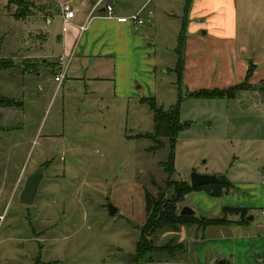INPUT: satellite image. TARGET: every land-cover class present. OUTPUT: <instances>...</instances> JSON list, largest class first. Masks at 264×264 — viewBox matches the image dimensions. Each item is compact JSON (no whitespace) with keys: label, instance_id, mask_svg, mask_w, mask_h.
I'll return each instance as SVG.
<instances>
[{"label":"rangeland","instance_id":"obj_1","mask_svg":"<svg viewBox=\"0 0 264 264\" xmlns=\"http://www.w3.org/2000/svg\"><path fill=\"white\" fill-rule=\"evenodd\" d=\"M24 1L32 3L31 15L44 2ZM89 1L62 3L80 9ZM49 3L58 4V0ZM16 9L9 0H0V68L8 66L0 70V95L14 96L19 102L16 108L0 106V264H132L146 221L145 189L153 198L162 196L163 202L172 197L162 165L170 154L169 142L149 136L154 132V112L148 101L131 99L121 109L110 98L108 84L102 92L86 96L68 78L65 87L56 90L53 80L59 72L55 75L43 68L40 76H31L39 91L23 93L26 79L15 56L25 49V35L32 32L31 38L36 39L40 21L25 19L28 16L18 19ZM61 9L52 8L58 21ZM152 11L157 12L155 19ZM141 17L155 60L152 68H144L145 85L138 92L154 97L165 110L179 106L184 124L177 137L176 172L171 180L190 181L193 172L214 174L233 167L242 177L243 170L247 173L250 168L248 175L257 181L264 166L255 160H234L235 153L244 152L243 141L233 142V138H258L254 130L264 123L261 93L244 91L232 100L190 96L198 84L185 72L179 78L178 42L174 43L172 34L173 28L179 34L184 19L189 22L184 0H150ZM60 30L61 22L56 21L49 36ZM103 73L108 74L107 69ZM47 79L52 82L46 84ZM159 142L162 146L154 148ZM258 151L264 156L263 145ZM42 166L36 196L32 203H25L21 200L25 179ZM185 203L186 196L177 204L178 212ZM254 213L259 219L256 209ZM186 226L157 230L152 239L163 245L174 234L180 241ZM152 255L144 264H189L183 251L173 257Z\"/></svg>","mask_w":264,"mask_h":264},{"label":"crops","instance_id":"obj_2","mask_svg":"<svg viewBox=\"0 0 264 264\" xmlns=\"http://www.w3.org/2000/svg\"><path fill=\"white\" fill-rule=\"evenodd\" d=\"M62 1L52 5L49 0H44L41 6L44 11L40 8L37 13L25 18L40 23L37 24L39 32H35L36 39L31 38L32 32L30 36L25 35L28 39L25 40V49L15 56V62L21 63L20 71L26 79L23 93L31 95L32 91H39L31 76H40L43 68H48L55 75L65 71L61 83L53 80L56 90L64 88L70 78L75 83L74 88L80 86L86 96L102 92L108 84L113 96L110 98L119 103L121 109L131 99L143 98L138 89L145 85L144 68L151 67L155 59H151L150 55L149 30H145L144 23H133L129 18L136 13L141 16L150 0H128L129 4L125 3L127 0L103 4L106 1L103 0L98 10L93 11L89 22L86 20L96 1L83 2L80 9L73 8L75 16L67 21L61 9V30L51 38L49 30L56 21L59 22L52 8L62 7ZM107 5H112L113 17L107 16ZM184 13H188L189 22L186 24L188 33L183 72L198 84L197 89L226 88L248 81L251 87L238 93L250 90L260 92L263 107L264 0H193L187 12L184 0ZM156 16L157 12L152 11L151 17L155 19ZM84 24L86 28L81 30ZM172 34L176 44L180 32L177 34L173 28ZM106 69L108 74L103 73ZM47 80L46 84L52 82ZM17 94L20 93L17 91ZM90 99L92 101V97ZM244 101L240 103L244 104ZM260 126L254 130L258 138L253 137L255 135L253 138H233V142L243 141L244 152L235 153L234 160H255L264 166V156L258 151L259 146H264V123ZM247 169V173L243 170L244 177L235 174L237 171L233 172V167L225 172L214 171V174L224 175L231 183L219 196L204 189L186 195L183 206L192 207L197 217H222L225 207L248 210V221H244L240 214L227 213L228 220L233 223L206 228H199L196 224L186 226L180 241L185 245L189 264H219L222 260L224 264H264V173L256 181L253 175H248L252 174L251 169ZM241 189L246 192H241ZM255 209L259 219L254 215ZM251 215L254 217L249 219Z\"/></svg>","mask_w":264,"mask_h":264},{"label":"trees","instance_id":"obj_3","mask_svg":"<svg viewBox=\"0 0 264 264\" xmlns=\"http://www.w3.org/2000/svg\"><path fill=\"white\" fill-rule=\"evenodd\" d=\"M96 0H92L94 3ZM193 0H185V11L187 12ZM15 5L17 7L15 11L16 18L20 19L23 16H30L32 11V3H26L24 0H9V6ZM186 24L187 20L182 21V29L179 34L178 47L176 49L178 54V61L176 70L179 78L183 74L184 69V49L186 38ZM9 59V58H7ZM3 62V61H0ZM14 61L12 59V66ZM2 65H0L1 67ZM3 65L1 69L7 68ZM251 85L248 81H244L240 84H236L226 88H201L190 93V96L201 98H223L232 99L237 96V93L241 90L250 88ZM140 102L148 101L151 110L154 112V132L149 136L156 140L157 137L167 138L170 146V154L166 161L162 162L166 173L168 174V180L166 186L168 190L172 191L171 199L163 202V197L158 199L152 197V194L145 189V206H146V221L141 230L140 240L137 244V249L134 255L131 256L132 264H144L146 261L153 259L152 254H168L169 256H175L179 251L185 252V245L179 241V237L174 235L169 239V242L163 245H156L153 241V233L157 230L171 229L177 231L182 225H194L197 224L199 228H206L208 226H219L228 223H233L228 220L227 213L240 214L244 221L248 210L246 208H232L225 207L223 209L224 215L217 218L197 217L196 215H182L178 212L177 204L181 202L184 197L196 190H207L210 194L219 196L224 188H229L231 183L229 180L221 174L217 180H214L208 184L193 186L190 181L183 180L181 182L171 180V177L175 174V147L177 144V137L179 131L184 128V124L180 121L179 106L165 110L162 106L156 104L154 97H143ZM19 104L12 98L0 95V106H13ZM187 124H185L186 126ZM162 142L158 143L155 147H161ZM152 149V148H151ZM156 201V202H155ZM243 221V222H244Z\"/></svg>","mask_w":264,"mask_h":264},{"label":"water","instance_id":"obj_4","mask_svg":"<svg viewBox=\"0 0 264 264\" xmlns=\"http://www.w3.org/2000/svg\"><path fill=\"white\" fill-rule=\"evenodd\" d=\"M44 171V167L42 166L38 171L28 175L25 179V185L21 192V200L25 203H32L34 197L36 196L38 185L40 183L42 174ZM219 178L218 174H202L198 172H193L191 175V184L193 186H200L204 184H208L214 180ZM116 209L111 206L110 213L114 214ZM195 210L190 206H183L180 210V214L182 215H195ZM254 216H249V219H252ZM225 262L222 260L219 264H224Z\"/></svg>","mask_w":264,"mask_h":264},{"label":"built area","instance_id":"obj_5","mask_svg":"<svg viewBox=\"0 0 264 264\" xmlns=\"http://www.w3.org/2000/svg\"><path fill=\"white\" fill-rule=\"evenodd\" d=\"M103 0H96V2L94 3V5L92 6V11L90 12V14L87 17L86 22H89V20L91 19L92 15H93V11H97L98 8L100 7V5L102 4ZM62 6V11L64 13L65 16V20H69L72 19L75 16V11L73 9H70L65 3H61ZM106 11H107V16L108 17H113V7L112 5H107L106 6ZM133 23H143V20L140 16L139 13L133 14L130 18H129ZM86 28V24L81 26V30H84ZM65 77V71H61L59 72L56 76H55V80L57 82H62L64 80ZM262 115L264 116V104L262 107ZM264 213V211H263Z\"/></svg>","mask_w":264,"mask_h":264}]
</instances>
